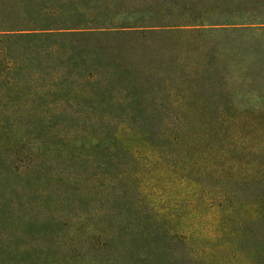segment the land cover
Segmentation results:
<instances>
[{"label":"trees","instance_id":"obj_1","mask_svg":"<svg viewBox=\"0 0 264 264\" xmlns=\"http://www.w3.org/2000/svg\"><path fill=\"white\" fill-rule=\"evenodd\" d=\"M261 227L264 0H0V264L263 261Z\"/></svg>","mask_w":264,"mask_h":264},{"label":"rangeland","instance_id":"obj_2","mask_svg":"<svg viewBox=\"0 0 264 264\" xmlns=\"http://www.w3.org/2000/svg\"><path fill=\"white\" fill-rule=\"evenodd\" d=\"M202 118L207 119L204 116H202ZM188 186H190V184ZM151 187L157 192L156 194H161L163 199L170 197L166 195L167 191L163 190V187L161 185V179L158 178L157 176H152ZM183 187L187 191V186L184 185ZM188 190H190V188H188ZM170 192H171V195L174 194L176 197H180L182 195L181 186H174L173 188H171ZM201 212L204 214L201 215L200 217L204 215H208L207 211H201ZM211 226L212 225L210 224L209 218L208 220H201V227L203 228L202 231L209 230ZM255 233L257 234L258 238L264 242V227L259 228V230H257ZM261 248H263L262 250L264 251V243H262ZM236 254L238 255L237 256L238 258H236L234 264H260V262L264 264V258L262 259L263 261H261L258 252L256 253L255 248L253 246L252 247L244 246L243 248L240 247L239 249H237ZM215 255L217 259H225L224 251L217 252Z\"/></svg>","mask_w":264,"mask_h":264}]
</instances>
